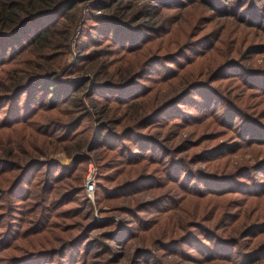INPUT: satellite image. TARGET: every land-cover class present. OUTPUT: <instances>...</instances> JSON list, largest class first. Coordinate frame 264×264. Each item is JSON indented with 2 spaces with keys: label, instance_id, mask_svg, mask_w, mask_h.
I'll list each match as a JSON object with an SVG mask.
<instances>
[{
  "label": "rangeland",
  "instance_id": "374dc122",
  "mask_svg": "<svg viewBox=\"0 0 264 264\" xmlns=\"http://www.w3.org/2000/svg\"><path fill=\"white\" fill-rule=\"evenodd\" d=\"M72 1L66 6H73L70 20L61 14L52 18L62 26L43 48L22 52L0 67L2 96L13 81L57 66L55 82H50L56 83L53 104L46 105L51 92L41 95L44 84L35 86L34 96L41 95L45 106L9 126L1 122L8 111L0 104V161L16 164L15 170H7L13 166L5 163L0 168V233L10 219L26 215L27 220L32 211L36 216L41 212L45 223L43 233L18 239L0 253V264L8 259H33L30 264H233L205 261L194 237L212 246L203 240L201 227L232 237L233 218L227 215H236L244 202L251 222L264 220V195H220L227 191L223 187L235 185L217 182L239 166H255L248 176L264 181L257 172L264 168V144H248L253 131L243 130L252 122L262 130L255 136L264 137V0H220L224 4L214 12L205 0L189 5L188 0ZM112 18L130 31L129 39L118 43L113 27L99 24ZM51 23H36L32 29ZM145 25L158 30L144 28L138 45L135 27ZM67 32L69 47L61 49ZM25 41L13 39L10 49ZM84 55H92L94 62ZM151 61L152 69L136 87L96 86L103 80L135 81ZM164 69L174 77L161 78ZM145 91L150 92L119 103ZM28 95L20 97V104H26ZM53 163L59 167L52 168ZM179 166L185 175H176L173 169ZM90 178L94 187L87 192ZM261 185L254 186L256 193L264 191ZM32 223L25 227L32 229ZM261 231L252 237L243 232L234 238L232 233L238 243L234 253L264 243ZM252 264H264V259Z\"/></svg>",
  "mask_w": 264,
  "mask_h": 264
},
{
  "label": "trees",
  "instance_id": "16d2710c",
  "mask_svg": "<svg viewBox=\"0 0 264 264\" xmlns=\"http://www.w3.org/2000/svg\"><path fill=\"white\" fill-rule=\"evenodd\" d=\"M103 1V0H102ZM128 2L131 0H127ZM163 1V0H162ZM178 0H171V2L173 4H181L179 2H177ZM200 0H188V5L190 3H197ZM203 0H201L202 2ZM183 2H186L185 0ZM206 3V6L212 11L214 12V10H220V6L221 4H224L223 2H220V0H216L215 2H210L208 0L204 1ZM73 1L72 0H0V67L5 65L6 63H10V62H14L17 60L18 56H20L22 54V52H35V50L37 49H41L43 48L44 45H46V43H48L54 34H56L58 32V28H60V26H62V22L59 21V19L54 22L52 20V18H58L57 16L61 14L60 18L66 17L68 19V21L70 20V18L68 17L67 14L70 13L71 8L73 7H68L66 8V6H69L70 4H72ZM100 6V5H97ZM153 6V5H152ZM151 5L150 7L153 8ZM243 6L240 5L239 9L242 8ZM20 15V18L18 19ZM53 16V17H52ZM45 21H52L51 24H49L46 28H40L38 30H33L32 28H34V25L36 23H40V22H45ZM100 21H103V19H101ZM54 22V23H53ZM251 23H254L253 21H251ZM99 24H103V25H111L113 28L114 32V40L118 43H122L123 41H126V39L128 37V33H130V31L121 24V21H118L117 19H110V20H104L103 22H99ZM6 25V26H4ZM260 25V23H259ZM7 27L10 30L5 31L2 30L3 28L1 27ZM150 28L153 31H157L158 28L149 25H145V26H138L135 28H138V32L136 33V35H138L136 38H138L139 43H137L138 45H140L143 42V39L140 37L141 35V31H143L144 28ZM134 28V29H135ZM263 28V27H262ZM97 31L100 32H105L104 29H102L101 27L97 26ZM144 33V32H143ZM145 34V33H144ZM135 35V36H136ZM108 36V35H107ZM13 39H16L17 43H20V39L22 40H26L25 44H20L18 46V48H11L10 49V43L13 42ZM62 42H60V46L61 49H67L69 47V32L66 33V36H64L63 39H61ZM119 40V41H118ZM117 43V44H118ZM15 47V46H14ZM140 48V47H137ZM10 49V50H9ZM83 58L87 59L89 58L88 62H94V57L92 55H84ZM43 59V58H42ZM40 61H42L41 59H39ZM38 61V66H39V62ZM53 61V60H52ZM161 62V60H159ZM153 62L151 61L147 66L149 67H144L142 68L135 81L132 82H127L125 84H120V83H110L107 80H103L102 82L96 84L97 88H100V86H111L112 88H115V90H117V88H121L123 86H126L128 84V86L131 87H136V85L139 84L138 80L140 78H142L144 75V73L147 72V70H151L153 67ZM164 63V61H163ZM54 70H41V71H37L39 69H35V73L32 72L31 75L27 76L26 78L22 79V81H13L11 87L7 88V95H2L0 96V104H2V106L7 107V114H6V119H3L1 122L5 123V125L3 126H9V125H14L11 123H22L25 120L29 119L30 117H32V115L35 114L36 111H34L36 108H43V102L41 101V95L44 94L46 91L47 92H51L52 94H49L48 99L50 98V101L48 104L46 105H50L53 104L54 97H55V92L56 90H54L56 83H50V82H55V69H57L56 65H53ZM40 68V66H39ZM147 68V69H146ZM102 68H100V66L98 65L97 67V72H102ZM166 69H164V75L161 78H164L166 81L170 80L171 78L174 77V75H166ZM96 72V73H97ZM128 73V72H127ZM130 74V73H129ZM108 76V74H105ZM131 75V74H130ZM160 78V79H161ZM26 79V80H25ZM25 80V81H24ZM48 80H52L49 81ZM44 84V85H43ZM44 86L45 91H42L41 95L38 97V99L35 98L34 93L32 91V89L35 88V86ZM144 87V86H143ZM143 87L141 86V89H143ZM94 92V91H93ZM148 92L150 91H145L142 92V94H140L137 97H131L130 99H128V101H124V102H119L121 104H127V102L129 103L130 101L132 102L133 100H136L138 97L144 95L145 93L148 94ZM23 94H29L28 98L26 99V104H20V97ZM94 94V93H93ZM103 110V107H101ZM106 109V108H105ZM182 117V116H181ZM181 121H183L182 119H180ZM248 128V130L246 131V134H250V131H253V134L250 135L251 139L250 143L248 144H264V137H256L255 136V132H262V130L259 128H256L254 126H252V122H246L243 126V130L245 131V129ZM104 131L101 130L100 133H102ZM109 135V133H107ZM101 136H103V134H101ZM244 135L243 138H246ZM113 137H116V134H113ZM246 140V139H244ZM263 140V141H260ZM188 143H185L184 145H187ZM247 144V145H248ZM198 145V144H197ZM235 152V151H234ZM122 154H125L126 156L128 155V153L126 152V150L121 151ZM139 156H144V155H139ZM134 156H131L130 159H132ZM144 159V158H141ZM4 163L5 164H9L13 167H10L7 170H15L16 169V164L15 163H8V162H3L0 161V168L4 167ZM52 168H58L59 164L57 163H53L50 165ZM56 166V167H55ZM241 169H240V168ZM237 168H239V174L237 175V171L236 173L234 172L233 175H221V179H218L217 176H213L211 178H214L213 180L217 181V182H230L233 183L235 185V189L232 188H226L223 187V190H227L224 191V193H218V194H226L225 192H234L240 195H243L242 197L247 198L248 196H253V197H257V198H262V196L264 195V191L260 192V193H256L254 190V186H256L257 184H262V188L264 187V181L262 183H257L256 181V177L254 178H250L248 176V171L253 170V168H255V166H239ZM46 168V167H45ZM63 167H60V170ZM178 169H173L177 175V172L180 171V176L183 174L185 175V170L181 169L182 166L177 167ZM262 169L261 172L257 171L259 174H264V168L260 167ZM263 172V173H262ZM175 176V175H174ZM188 177L192 178L193 180L195 179V176L192 174H189ZM178 179V178H177ZM173 180V179H172ZM191 180V181H193ZM239 182V183H234L233 182ZM177 181V180H176ZM175 181V182H176ZM127 183V182H126ZM180 184V183H178ZM200 184L203 186V184L200 182ZM181 185V184H180ZM182 187V186H181ZM220 187V186H218ZM184 189V187H182ZM187 190L189 188L188 185H186L185 187ZM208 190L207 192H220L221 190H216L215 187H204L203 190ZM217 188V187H216ZM17 189V188H16ZM200 192V191H199ZM0 193H2V189L0 188ZM110 195V194H108ZM23 196V195H22ZM29 197V195H27ZM122 196V195H120ZM114 197V196H113ZM26 198V197H25ZM173 197H167V199L171 202L174 203V200L172 199ZM246 202L241 203V205H239L238 207V211L236 213V215H227L228 218L232 217L233 220L230 222L231 229L229 232V235L232 237H224L222 235H218L213 233L212 230H210L207 227H201L203 229L201 235L204 238L203 240L207 241V243L212 244V246H209L207 244H203L201 242H198V240L195 238V242L197 243L196 247L199 248V250L201 252H203L204 254V260L205 261H221V260H226V261H230L233 264H252L256 261H260L264 259V243L258 245L257 247H254L248 251H243V249H240L239 251H237L236 253H234L233 249L236 247V245H238L237 242L233 241V235L232 233L237 234V236H235L234 238H237L240 234H242L243 232H245L244 234H246V236L248 237H252V234H258L261 230V232H264V220L262 219L261 221H253L251 222L250 219H252V216L247 213L248 208L246 206ZM246 206V207H245ZM28 215V219H25L24 217H19V219H10L11 221L6 223V227L4 228V230L0 233V253L7 251L9 249H11L16 242L18 241V239H25L26 237L29 236H35L38 235L40 233H43L45 230L42 226V224L44 223V215L40 212L38 214V216H36V213L34 211L30 212ZM222 218V217H221ZM221 218L216 220L215 225L218 223L219 220H221ZM256 220V219H254ZM33 221V225L34 227H32V229H28L27 224H30ZM194 222V221H193ZM251 222V223H249ZM30 230H34L32 232H29ZM146 230V229H144ZM256 231V232H255ZM228 232V231H227ZM188 239H190L191 237V233L188 234ZM231 240V241H230ZM234 242V243H232ZM29 255L32 254H37L39 251H29ZM35 254V255H36ZM27 260V258H24ZM13 259H8L6 261L5 264H30L31 262H34L33 259L31 260H27V261H20L18 263H16L18 260H16V262ZM156 263V261H155ZM154 262H152L151 264H155ZM160 264V263H159Z\"/></svg>",
  "mask_w": 264,
  "mask_h": 264
},
{
  "label": "built area",
  "instance_id": "2783aa9c",
  "mask_svg": "<svg viewBox=\"0 0 264 264\" xmlns=\"http://www.w3.org/2000/svg\"><path fill=\"white\" fill-rule=\"evenodd\" d=\"M93 187H94V183L92 181V179H88L87 182H86V186H85V189L87 192H90L93 190Z\"/></svg>",
  "mask_w": 264,
  "mask_h": 264
}]
</instances>
